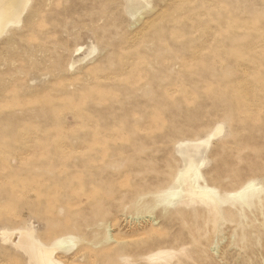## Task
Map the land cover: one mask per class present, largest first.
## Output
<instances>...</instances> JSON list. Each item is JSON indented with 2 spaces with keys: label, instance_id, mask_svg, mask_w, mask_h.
Wrapping results in <instances>:
<instances>
[{
  "label": "rangeland",
  "instance_id": "374dc122",
  "mask_svg": "<svg viewBox=\"0 0 264 264\" xmlns=\"http://www.w3.org/2000/svg\"><path fill=\"white\" fill-rule=\"evenodd\" d=\"M28 5L0 39V264H33L2 235L28 224L63 264H264V0ZM188 155L211 199L166 194Z\"/></svg>",
  "mask_w": 264,
  "mask_h": 264
},
{
  "label": "bare ground",
  "instance_id": "6f19581e",
  "mask_svg": "<svg viewBox=\"0 0 264 264\" xmlns=\"http://www.w3.org/2000/svg\"><path fill=\"white\" fill-rule=\"evenodd\" d=\"M32 1L33 0H0V39H5V36L8 37L10 36L11 32H15L18 30L17 28L20 26L23 20L24 12L27 10L29 6L28 4ZM9 42L10 41H8V44ZM17 84L19 85L18 81L9 83L7 90L14 91ZM22 104L23 101H21V105ZM19 105L20 101H15V103L6 102L5 104L1 105L0 108L11 109L14 108V106ZM222 129V125L217 124L204 139H200L193 142L182 141L179 143V147L183 149L186 147L198 148L201 145L208 146L210 140L214 136L220 134L222 132ZM186 159L187 160L183 168L180 169L174 177V182L177 185H183V188H180V190L177 191V189H172V187H170L166 191V194L169 197H175L178 196L181 191H184L187 194L188 199L191 200L195 197L200 198L202 200L204 198L211 199L212 197L209 194V191L213 189L200 187L197 184V180L201 178L199 165L194 161L191 155H188ZM257 189L258 188L255 186L254 183L248 182L235 193H230V195H247L249 192H252ZM2 235L4 236V239H11L12 245L21 252L23 251V253L27 255L28 261L32 262L33 264H63L57 256V251L65 248V237L58 236L51 240V242L46 244L42 242L37 236H35L34 230L29 224L28 226L26 225L25 228H19L12 232L2 231ZM164 253V251H158L152 254L151 256L149 255V259L158 260L160 259V257H164L162 256L165 255ZM166 254L169 255V253Z\"/></svg>",
  "mask_w": 264,
  "mask_h": 264
}]
</instances>
